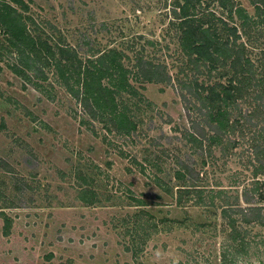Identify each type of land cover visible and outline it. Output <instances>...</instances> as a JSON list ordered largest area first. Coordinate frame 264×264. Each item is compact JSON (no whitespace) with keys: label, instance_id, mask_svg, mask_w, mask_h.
Returning <instances> with one entry per match:
<instances>
[{"label":"rangeland","instance_id":"obj_1","mask_svg":"<svg viewBox=\"0 0 264 264\" xmlns=\"http://www.w3.org/2000/svg\"><path fill=\"white\" fill-rule=\"evenodd\" d=\"M24 1L33 32L82 58L119 51L132 87L112 94L132 125L120 130L106 111L89 116L51 64L30 75L37 83L23 80L7 65L14 55L0 30V264H221L223 246L237 245L228 223L247 241L237 259L264 263V219L228 208L264 207L251 192L264 179L252 147L264 149V93L253 98L248 84L230 107L232 127L211 129L193 78L223 75L186 68L174 0ZM232 1L253 10L249 0ZM193 4L226 17L216 0ZM255 25L238 39L258 61L264 24ZM151 62L161 79L141 77Z\"/></svg>","mask_w":264,"mask_h":264},{"label":"trees","instance_id":"obj_2","mask_svg":"<svg viewBox=\"0 0 264 264\" xmlns=\"http://www.w3.org/2000/svg\"><path fill=\"white\" fill-rule=\"evenodd\" d=\"M194 1L174 0L171 6L173 22L177 29L178 48L185 55L186 68L189 66L195 74L199 72L198 63L205 73L215 70L218 76L223 75L221 79L216 78L208 82L203 76H199L198 80L193 78L194 93L200 98L201 106H197L198 109L202 107L206 120L213 123L211 129L232 127L230 107L235 104L236 98H240L243 91L248 92L245 87L248 84L256 86V91L252 93L253 98L264 93V48H260L261 60L255 61L244 51L246 48L243 41L238 39L240 31L248 33V30H251V23L258 26L264 24V0H249L253 7L251 12L245 11L243 6L234 4L232 0H216V3L225 9V18L209 9L207 12L193 11L191 7ZM25 9L24 0H0V30L8 50L13 51L14 55L13 61L7 62L8 67L23 80L35 84L37 80L31 79L30 75L33 73V76H42L43 65H53L66 89L78 98L83 111L92 117L101 116L106 111L107 118L111 119L112 123L115 121L117 128L128 131L132 125L131 120L121 109L116 110L112 94L118 89L132 87L127 80L126 66L121 63L119 51L108 47L97 51L93 56L85 55L82 58L72 46L33 32L32 28L27 26L28 20L31 19ZM232 13L237 17V22H234ZM161 68L159 62H151L150 67L142 66L140 75L145 79H161ZM152 71H156L158 75ZM72 75H75L73 80L77 82L74 88L73 80L68 81ZM101 77H106L107 84L101 82ZM250 78L252 80H249ZM188 136L191 140L198 141L190 132ZM252 147L256 152V163L253 166L264 175V149L255 144ZM177 164L183 166L180 161ZM183 167L186 173L193 172L191 167ZM182 173L176 171L175 175L180 176ZM261 186H264V179H255L251 192H255L256 200L263 201L264 189H261ZM243 200L248 201L249 197ZM230 204L232 206L228 208L238 212L240 219H264L262 205L241 206L237 202ZM230 219L233 221L235 217ZM228 224V238L236 240L237 245L229 248V242L223 246L219 252L221 264H264L261 261L237 259L241 255L237 252L238 248L246 247L247 241L241 237L238 229L231 223Z\"/></svg>","mask_w":264,"mask_h":264}]
</instances>
